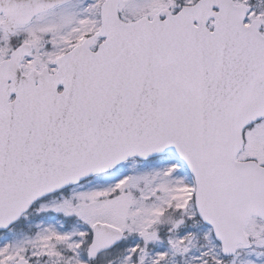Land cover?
I'll return each mask as SVG.
<instances>
[{
  "label": "snow or ice",
  "instance_id": "1",
  "mask_svg": "<svg viewBox=\"0 0 264 264\" xmlns=\"http://www.w3.org/2000/svg\"><path fill=\"white\" fill-rule=\"evenodd\" d=\"M0 264H264V0H0Z\"/></svg>",
  "mask_w": 264,
  "mask_h": 264
}]
</instances>
